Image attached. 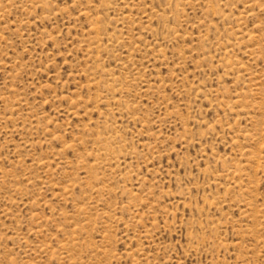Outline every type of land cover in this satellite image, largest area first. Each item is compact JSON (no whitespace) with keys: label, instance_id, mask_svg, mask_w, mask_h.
<instances>
[{"label":"rangeland","instance_id":"obj_1","mask_svg":"<svg viewBox=\"0 0 264 264\" xmlns=\"http://www.w3.org/2000/svg\"><path fill=\"white\" fill-rule=\"evenodd\" d=\"M0 264H264V0H0Z\"/></svg>","mask_w":264,"mask_h":264}]
</instances>
